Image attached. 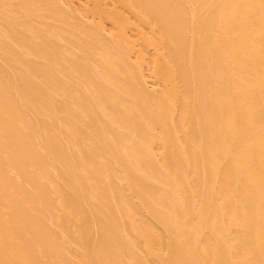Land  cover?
Here are the masks:
<instances>
[{
    "label": "bare ground",
    "instance_id": "bare-ground-1",
    "mask_svg": "<svg viewBox=\"0 0 264 264\" xmlns=\"http://www.w3.org/2000/svg\"><path fill=\"white\" fill-rule=\"evenodd\" d=\"M30 1L0 0V264H223L218 246L180 240L162 193L174 180L147 138L165 141L168 167L191 168L196 218L237 221L226 230L242 258L235 264H256L264 250V18L249 9L264 16V0H112L106 10L90 6L98 0L67 8ZM69 7L84 13L71 21ZM45 11H53L43 14L48 28L56 18L77 38L29 24ZM87 23L96 27L85 36ZM102 23L111 34L96 35ZM96 36L103 49L85 48L82 63L65 67L69 60L55 56ZM79 74L93 94H74ZM220 231L211 237L223 240Z\"/></svg>",
    "mask_w": 264,
    "mask_h": 264
},
{
    "label": "rangeland",
    "instance_id": "rangeland-1",
    "mask_svg": "<svg viewBox=\"0 0 264 264\" xmlns=\"http://www.w3.org/2000/svg\"><path fill=\"white\" fill-rule=\"evenodd\" d=\"M60 2H62L63 4H65V7L67 8L68 4H72L74 7H80L81 5H87L88 3H91V0H59ZM20 2L24 5L29 4V5H33L35 4V1H28V0H20ZM112 2V0H98L94 3H91L90 6L92 5H97L100 10H106V7L110 6V3ZM39 4V2H38ZM91 10H93V7H91ZM250 13H255L254 18L255 19H261L264 18V16L262 14H259L258 12L249 9ZM51 13H53V11H45L42 14H35L33 13V16H31V21H29L30 25H39L40 27L45 28L46 30H48L51 33H54L56 35H65L67 40L70 42H73L76 38H77V29H72L71 34L67 33L66 30H64L61 22L58 19H54L51 18L48 21V26L50 29H52V31L47 27V24L44 23V16L43 14H48L50 15ZM84 12H79L77 10H75L73 7H69L66 11V14L68 16V19L71 21H75L76 19H78V17L83 14ZM88 17L91 16V12H87ZM34 17V18H33ZM15 18H10L9 21H14ZM84 21H91V19L88 18H84ZM95 23H99V20L96 19ZM83 25H77V26H81ZM86 25V31L88 32H82L85 36L90 35L91 31L95 30L94 25H91L90 23L84 24ZM262 31V30H260ZM98 34H111V30H110V26L109 25H104L102 23V28L99 32L96 33V35ZM36 40V38H32L31 42ZM4 47V45L1 44L0 49H2ZM104 44L102 43V40L100 37L96 36L94 39L92 40H85V42L83 43L82 47H80L77 50H73L72 48H67L66 46H62L57 48L56 50H53L55 53V56H63L65 59L69 60L68 62L66 61L64 63L65 67H70L71 63L75 62L76 60L80 61V63H82V61L84 59H88L87 55H86V51L85 48L88 50H98L100 48L103 49ZM15 50H17V52L19 51L21 54H23V48H15ZM53 51H50L47 53V55H52ZM32 54V53H31ZM1 55V54H0ZM33 55L37 56V55H43L40 52L34 53L33 51ZM2 60V59H0ZM5 67H9L7 65V63H4ZM102 81L101 83L103 84V86H106L105 84V79L104 77H101ZM93 83L89 78H84L83 75L79 74L76 78H75V93L74 94H93L91 92V90L89 89V85ZM103 86H98L101 88H105ZM106 89V88H105ZM78 98V95L76 96ZM158 102H161L163 99L167 100L169 99L167 97V95H159V97H156ZM33 126H36L35 124H33ZM77 129V128H76ZM155 130H157V132H159V128L155 127ZM66 131V128H65ZM67 132V131H66ZM180 137L183 138V134H180ZM147 143L152 144L153 146H151L152 149L155 148V150L153 151V156L155 157V159L158 161V163L160 164L161 169H163L164 172H166L170 177L173 178L174 180V184H172V186L167 185V184H163V196L170 198V202L168 205L174 207L175 211H176V216L178 218V220L180 221V225H181V231L180 233V240L182 241L183 239H187V237H191V238H196L199 240V238H202L206 241V243H212L214 246H218L219 248H221L223 250V264H235V260H241V256H235V250L233 249V240L229 239L228 237L230 235H228L226 233V230L228 228H233L236 224L237 221L232 219L233 217H229L226 214H221L220 216H215L212 218H207L206 214H203L202 216H200V218H196L199 217L198 214L200 212V208H199V202H198V198L197 195L193 193L194 190V183L196 182L193 178L189 177L190 174H192V170L190 167H188L187 165L185 166V168L183 170H178L176 169V167H168L167 166V162L168 157L165 155V150H166V143L163 140L160 139H156V140H150L149 138H147ZM203 151H206V147L205 146H201L198 149V153H201ZM73 153H75L74 150H72ZM178 154L174 153L172 154V157L177 158ZM258 158L262 157L264 160V151L262 153L257 154ZM228 160V158H226V161ZM217 161V160H215ZM229 162H223V174L225 176H228L229 174V170L227 169ZM198 171H201L202 173H207L210 174L213 178L217 179L218 181L221 179L218 175H213L210 171H205L202 168L197 169ZM175 172H177L179 175H177ZM264 174V170L262 172ZM174 177L176 178V180L174 179ZM185 180V186H183V183L181 181V179ZM178 186V190H175L174 188ZM185 187V188H184ZM217 187V186H216ZM223 188H226L225 186ZM175 191H179L178 193L181 194V196L178 199H175L176 197L172 196L171 194L177 193ZM257 192V191H256ZM244 194H251L248 191H244L241 193V195ZM257 194L260 195H264V182L262 184V186L259 188V192H257ZM171 195V196H170ZM224 195V194H223ZM215 210V209H212ZM215 227H218L221 229V231L219 232V234L221 232H223V240H214L211 237V230ZM199 229H204L206 230L203 234L201 232H199ZM259 233L264 234V225H262L259 229H258ZM218 234V235H219ZM163 236H161L160 238H162ZM155 238V239H154ZM153 240L158 241L157 236H153L152 238ZM153 240L151 244H158L159 242H154ZM165 239H162V241L164 242ZM161 244V242H160ZM158 246H160L158 244ZM157 246V247H158ZM155 248V246L152 248H149L150 250L152 249V251H155V249L157 251H161V247L159 248ZM243 253H250L252 254L253 252H251L250 250H247L246 248L243 247ZM260 253L262 256L261 258H257L256 257V264H264V250H262L261 252H257ZM214 258V257H212ZM248 264V262H247Z\"/></svg>",
    "mask_w": 264,
    "mask_h": 264
}]
</instances>
